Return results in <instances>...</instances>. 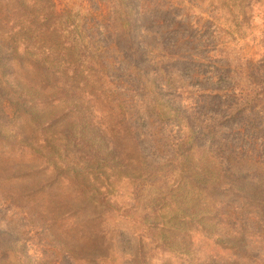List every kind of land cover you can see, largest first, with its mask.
Here are the masks:
<instances>
[{"label":"rangeland","instance_id":"1","mask_svg":"<svg viewBox=\"0 0 264 264\" xmlns=\"http://www.w3.org/2000/svg\"><path fill=\"white\" fill-rule=\"evenodd\" d=\"M0 264H264V0H0Z\"/></svg>","mask_w":264,"mask_h":264}]
</instances>
